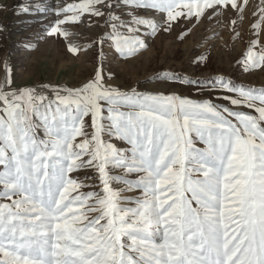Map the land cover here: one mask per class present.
<instances>
[{
	"label": "snow or ice",
	"instance_id": "snow-or-ice-1",
	"mask_svg": "<svg viewBox=\"0 0 264 264\" xmlns=\"http://www.w3.org/2000/svg\"><path fill=\"white\" fill-rule=\"evenodd\" d=\"M125 2L162 14L161 22L134 14L123 21L103 10L111 9L110 0H84L57 11L60 18L47 35L67 40L71 33L62 25L81 23L83 13L107 16L103 27L110 32L87 48L69 42L67 50L78 55L96 45L102 55L110 40L128 58L147 47L140 26L150 35L167 32L181 17L198 23L207 10H212L207 12L211 19L221 8L242 17L248 4ZM22 12L32 14L33 9ZM261 25L264 7L255 27ZM241 64L245 72L264 67V54L257 57L250 49ZM104 79L101 67L82 87L55 90V112L42 117L49 136L43 148L32 135L28 113L48 98L33 88L12 89L10 80L0 86V199L11 201L0 203V264H264V89L237 87L224 79L188 81L201 91L207 86L210 92L232 93L217 96L229 107L213 99L124 93L105 87ZM72 106L76 114L69 118ZM122 107L137 111L126 113ZM105 111L109 135L129 148L102 138ZM84 117L91 118L90 138ZM192 134L205 147L197 148ZM116 169L124 175L111 176ZM90 170L98 173L100 192L82 191L95 185L71 175ZM112 183L126 188L115 189ZM125 190L141 195L123 199ZM124 203L136 206L121 207Z\"/></svg>",
	"mask_w": 264,
	"mask_h": 264
},
{
	"label": "rangeland",
	"instance_id": "rangeland-1",
	"mask_svg": "<svg viewBox=\"0 0 264 264\" xmlns=\"http://www.w3.org/2000/svg\"><path fill=\"white\" fill-rule=\"evenodd\" d=\"M83 2L84 0H0V86L10 80L12 89L33 88L37 96L44 95L48 98L43 104L37 101L38 111L28 113L32 135L41 148L44 146L42 142L49 140L42 117L45 114L51 116L55 112L58 103L55 90L80 88L91 81L101 67L105 87L117 88L129 94L135 91L139 95H176L194 101L213 99L217 104L231 107L227 100L217 99V96H231L232 93L217 90L210 92L207 86L201 91L188 81L210 84L213 80L224 79L237 87L248 85L249 88L264 89V67L245 72L241 64L250 49L257 57L264 54V25L255 27L259 23L260 8L264 7L260 0H248L242 17L235 10L229 12L221 8L220 13L211 19L207 12L212 10H207L198 23H189L181 17L172 30L167 32L158 30L150 35L149 30L140 26L139 35L147 47L128 58L117 53L110 40L103 45L102 55L96 45L87 52L81 50L78 55L68 52L69 42L87 48L92 41H98L102 35L110 32V28L103 27L107 16L96 17L83 13L79 15L81 23L62 25V28L71 33L67 40L47 35V30L60 18L56 15L57 11ZM110 3L111 9L103 10L120 16L123 21H131L133 14L158 23L162 20V14L142 8H129L125 0H110ZM238 3L242 4L243 0H238ZM24 7H31L33 13H23ZM38 8L43 11H38ZM74 14L68 13V16ZM233 19H236L235 25L231 24ZM202 56L207 59L201 60ZM46 85L49 87H45ZM2 107L0 104V109ZM60 107L63 109L65 106ZM120 111L127 113L137 109L122 107ZM243 111L256 114L249 108ZM75 114V106H72L69 118ZM103 123L106 126L102 134L105 142L120 148L130 147L126 142L109 135L106 111ZM84 132L90 138L93 132L90 117H84ZM192 135L197 148L205 147ZM83 138H78L76 142H81ZM3 172L4 166L0 165V174ZM71 175L95 185L94 188H84L82 191H101L98 173L95 171H80ZM110 175L120 177L124 174L122 170L116 169ZM85 177L89 179L85 180ZM126 178L135 179L134 175ZM111 186L121 190L126 188L122 183H112ZM140 195L138 190L122 192L123 199H134ZM0 203L11 204V201L0 199ZM120 206L127 208L136 205L124 203Z\"/></svg>",
	"mask_w": 264,
	"mask_h": 264
},
{
	"label": "trees",
	"instance_id": "trees-1",
	"mask_svg": "<svg viewBox=\"0 0 264 264\" xmlns=\"http://www.w3.org/2000/svg\"><path fill=\"white\" fill-rule=\"evenodd\" d=\"M242 86H244V87H248V88H249V86H248V85H242Z\"/></svg>",
	"mask_w": 264,
	"mask_h": 264
}]
</instances>
